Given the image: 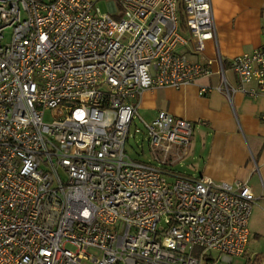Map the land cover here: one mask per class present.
<instances>
[{
	"label": "built area",
	"instance_id": "obj_1",
	"mask_svg": "<svg viewBox=\"0 0 264 264\" xmlns=\"http://www.w3.org/2000/svg\"><path fill=\"white\" fill-rule=\"evenodd\" d=\"M116 1L118 16L96 0H0V264H233L252 187L177 174L196 122L139 107L146 90L214 74L200 94L264 98V42L228 59L232 85L220 52L188 54L217 39L212 0ZM136 118L149 161L126 152Z\"/></svg>",
	"mask_w": 264,
	"mask_h": 264
},
{
	"label": "crops",
	"instance_id": "obj_2",
	"mask_svg": "<svg viewBox=\"0 0 264 264\" xmlns=\"http://www.w3.org/2000/svg\"><path fill=\"white\" fill-rule=\"evenodd\" d=\"M107 5L108 12L118 16V2L109 0ZM212 6L217 39L207 41L205 51L200 54L187 48L188 54L194 61H203L217 57L220 52L226 60L228 81L236 85L238 77L228 59L253 52L264 42V0H212ZM220 80L221 77L214 74L177 89L166 86L146 90L139 110L141 106L151 114L167 110L196 122L188 150L173 156L169 167L176 172L174 166L184 169L188 162V169L179 171L183 176L194 179L204 175L217 181L247 182L256 196L253 214L261 223L250 220V230L260 240L264 235V98L237 91L231 102L217 89L200 94L201 85L215 86ZM255 248L253 262L264 264V245Z\"/></svg>",
	"mask_w": 264,
	"mask_h": 264
},
{
	"label": "rangeland",
	"instance_id": "obj_3",
	"mask_svg": "<svg viewBox=\"0 0 264 264\" xmlns=\"http://www.w3.org/2000/svg\"><path fill=\"white\" fill-rule=\"evenodd\" d=\"M108 1L109 0H99L98 5L101 7V10L103 12H108ZM181 16V23H182V27H183V32L185 34L188 35V30L186 28V14L184 11L181 12L180 14ZM10 30H8L7 32V36H6V40H10ZM139 113L141 114V116H144L146 118V120L148 121H152L157 114H151V112H148V110H145L142 106L141 109L139 110ZM51 119H53V110L50 109L47 111L46 116H45V121L50 122ZM139 128V132H136L135 129ZM147 132L145 129L144 124L140 121L139 118H136L132 125H131V129H130V135H129V139L126 143V152L128 153V156H130L132 159L135 160H144V161H149V158L151 157V151L149 148V144L147 142V139L145 138ZM187 165L184 166L186 169V167L188 166V162L186 163ZM174 168L176 169V173L180 174V170L183 171V167H180V165H176L174 166ZM188 169V167H187ZM184 172V171H183ZM181 175V174H180ZM257 206H255L256 209ZM256 215L253 214L252 219H251V223H259V218L255 217ZM253 230V229H252ZM251 242L249 243V247H248V252L246 250L245 254L242 256H235L233 264H250L253 263V259H254V255H256L254 251H256V246L263 244L264 245V235L262 236V238L259 240V238L255 237L254 231L251 233ZM255 240V241H254ZM215 256L217 257L218 254L215 253ZM218 264V263H217Z\"/></svg>",
	"mask_w": 264,
	"mask_h": 264
},
{
	"label": "trees",
	"instance_id": "obj_4",
	"mask_svg": "<svg viewBox=\"0 0 264 264\" xmlns=\"http://www.w3.org/2000/svg\"><path fill=\"white\" fill-rule=\"evenodd\" d=\"M260 262V260H258Z\"/></svg>",
	"mask_w": 264,
	"mask_h": 264
}]
</instances>
